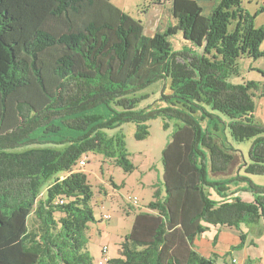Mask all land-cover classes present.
Segmentation results:
<instances>
[{
    "label": "trees",
    "instance_id": "obj_1",
    "mask_svg": "<svg viewBox=\"0 0 264 264\" xmlns=\"http://www.w3.org/2000/svg\"><path fill=\"white\" fill-rule=\"evenodd\" d=\"M170 14L172 25L147 36L110 0H0V264H94L93 191L78 162L97 153L130 173L123 137L107 130L131 123L142 141L157 118L164 129L176 123L161 153L165 196L135 215L105 264H218L193 247L207 225L264 223V188L238 173L208 178L235 164L226 129L251 140L244 173L264 176V127L254 120L264 83H227L241 55L264 57V26L240 0H173ZM158 82L169 92L140 108L148 95L138 93ZM246 180L251 203L230 190Z\"/></svg>",
    "mask_w": 264,
    "mask_h": 264
},
{
    "label": "rangeland",
    "instance_id": "obj_2",
    "mask_svg": "<svg viewBox=\"0 0 264 264\" xmlns=\"http://www.w3.org/2000/svg\"><path fill=\"white\" fill-rule=\"evenodd\" d=\"M112 1L116 5L126 8L127 11L129 8H137L138 5L140 6L145 2V0ZM240 1L241 8L248 15L254 17V27L264 26V0ZM130 16L133 17L132 15ZM231 28H233V25L230 26ZM169 40L173 49L179 50L181 48L183 41L180 36L172 37ZM259 50H264V41L260 44ZM236 70L237 73L228 78V84L264 83V76L262 74L264 71V57L254 58L247 54L241 55L236 60ZM162 90L165 93L169 92L167 87H163L162 82H158L140 91L138 96L148 95V98L141 102L140 108L147 107L148 105H152V108L157 107ZM254 100V120L257 124L264 127V97H257ZM204 107L221 121L228 122L224 114L210 111L207 106ZM196 119L199 121V116H196ZM208 121L209 119L205 118V120L199 121V123L202 128H206ZM211 122L213 124L217 123L220 130L224 128L223 124L219 123L217 119H213ZM148 126L149 135L142 141L135 139L136 126L131 123L123 124L114 130H107L108 136L118 135L123 137L125 148L129 153L128 158L134 167L130 173L123 171L113 161L105 159L101 154L88 153L84 156L86 165L79 172L86 175L93 191L92 209L94 222L90 224L88 232L90 238L88 251L94 259V264H103L106 259L118 257L119 244L131 232L135 215L140 212H150L148 204L158 198L162 200L165 196L161 153L170 141L171 134L176 128V123L170 121L169 128L164 129L161 118H157L150 120ZM210 129L212 130L211 126ZM225 136V140L227 138L226 143H229L236 150L237 158L235 164L231 168V171L229 170L230 173L213 175L208 172V178L215 181L227 180L230 177H235L238 173L248 177L253 185L264 188V176H248L244 173V168H240L244 164V161H249L248 154L251 140L243 142L235 141L231 138L228 129H226ZM75 170L78 171L77 168ZM248 188L249 182L247 180L233 183L230 190L233 192L238 189V191L233 193L232 198H237L247 203L253 202L255 195ZM156 192H158L157 196H155ZM213 194H215L213 196L214 199H220V196L216 195L215 192ZM134 201L136 204H134ZM104 215H108L109 219H103ZM207 227V231L194 240L193 247L195 250H206L207 243H211L209 248L215 249L219 243L218 248L222 252L229 243L231 247L227 252H222V254L214 257L218 264H224L225 259L230 260L233 252H236L235 256H238L237 252L242 253L243 247L238 249V246L242 242L241 238H244V242L249 243L248 248L251 254L255 255L258 252L264 251L263 222L259 224L242 223L237 227L212 225H207ZM235 243L237 244L235 245ZM104 248H107L106 253H103Z\"/></svg>",
    "mask_w": 264,
    "mask_h": 264
},
{
    "label": "crops",
    "instance_id": "obj_3",
    "mask_svg": "<svg viewBox=\"0 0 264 264\" xmlns=\"http://www.w3.org/2000/svg\"><path fill=\"white\" fill-rule=\"evenodd\" d=\"M113 4L114 2L110 0ZM173 0H145L142 5H138L137 8H122L119 5L114 4L116 7L124 11L125 13L132 15L134 19L139 20L144 27V33L151 36L158 29H164L169 25L174 23L170 9ZM141 7V8H139ZM148 33H147V32ZM217 229V228H216ZM220 231V230H219ZM236 238V237H235ZM237 243H235L236 245ZM211 243H207L206 250H196L201 256L205 258H211L214 253L215 255H220L222 252H227L231 246L228 243L227 247L224 248L222 252L219 251L218 245L215 249L209 248ZM249 243L245 242L243 246V251L237 252L238 256H235L236 252L232 253V257L238 259L242 264H264V251L258 252L257 254H251L248 248ZM215 251V252H214ZM258 251V250H257ZM108 260V259H107ZM105 264V262H103ZM224 264H231V259H225Z\"/></svg>",
    "mask_w": 264,
    "mask_h": 264
},
{
    "label": "built area",
    "instance_id": "obj_4",
    "mask_svg": "<svg viewBox=\"0 0 264 264\" xmlns=\"http://www.w3.org/2000/svg\"><path fill=\"white\" fill-rule=\"evenodd\" d=\"M86 165V162H85V159H81L79 162H78V167L81 169L83 168L84 166ZM134 204H136V202L134 201ZM104 218H109L108 215H105ZM107 252V248H104L103 249V253H106ZM106 261V260H104ZM231 264H242L238 259L236 258H232L231 260Z\"/></svg>",
    "mask_w": 264,
    "mask_h": 264
}]
</instances>
